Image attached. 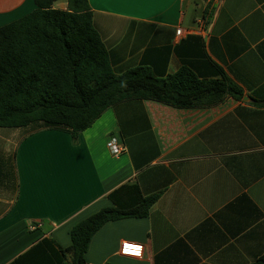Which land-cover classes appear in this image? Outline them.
I'll return each mask as SVG.
<instances>
[{
    "label": "crops",
    "instance_id": "1",
    "mask_svg": "<svg viewBox=\"0 0 264 264\" xmlns=\"http://www.w3.org/2000/svg\"><path fill=\"white\" fill-rule=\"evenodd\" d=\"M88 3L116 75L188 68L210 81L218 66L244 96L194 107L130 99L76 137L0 128V264L45 238L67 249L73 227L113 207L109 195L125 185L159 198L147 217L97 231L86 264L255 262L264 254V107L253 104L264 101V0ZM36 9L34 0H0V28ZM113 138L120 157L107 146ZM123 242L142 244L143 257H122Z\"/></svg>",
    "mask_w": 264,
    "mask_h": 264
},
{
    "label": "trees",
    "instance_id": "2",
    "mask_svg": "<svg viewBox=\"0 0 264 264\" xmlns=\"http://www.w3.org/2000/svg\"><path fill=\"white\" fill-rule=\"evenodd\" d=\"M34 2L37 9L31 14L0 28V128L44 126L76 137L106 110L130 99L194 107L205 100L214 104L244 96L218 66L219 78L210 81L188 68L164 78L148 67L116 75L94 28L88 0ZM61 2L65 10L56 7ZM253 104L264 107V101ZM109 197L113 207L73 227L70 247L56 250L45 238L10 264H86L85 254L97 231L108 222L147 217L159 195L143 196L136 185H125ZM251 264H264V254Z\"/></svg>",
    "mask_w": 264,
    "mask_h": 264
},
{
    "label": "built area",
    "instance_id": "3",
    "mask_svg": "<svg viewBox=\"0 0 264 264\" xmlns=\"http://www.w3.org/2000/svg\"><path fill=\"white\" fill-rule=\"evenodd\" d=\"M182 35V30L177 31V36ZM110 153L114 157H120L124 151L122 144H120L116 139H111L107 144ZM119 254L122 257L141 259L144 254V246L140 243L135 242H123L119 249Z\"/></svg>",
    "mask_w": 264,
    "mask_h": 264
},
{
    "label": "rangeland",
    "instance_id": "4",
    "mask_svg": "<svg viewBox=\"0 0 264 264\" xmlns=\"http://www.w3.org/2000/svg\"><path fill=\"white\" fill-rule=\"evenodd\" d=\"M58 7H59V8H64V7H66L65 2H61V3H59Z\"/></svg>",
    "mask_w": 264,
    "mask_h": 264
}]
</instances>
